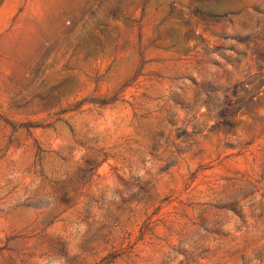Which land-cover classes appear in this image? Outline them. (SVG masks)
Segmentation results:
<instances>
[{
    "label": "rangeland",
    "instance_id": "rangeland-1",
    "mask_svg": "<svg viewBox=\"0 0 264 264\" xmlns=\"http://www.w3.org/2000/svg\"><path fill=\"white\" fill-rule=\"evenodd\" d=\"M0 264H264V0H0Z\"/></svg>",
    "mask_w": 264,
    "mask_h": 264
}]
</instances>
